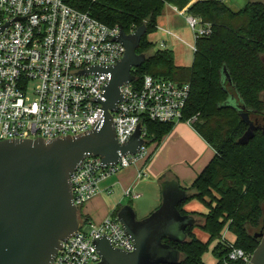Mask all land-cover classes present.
Here are the masks:
<instances>
[{
    "label": "built area",
    "instance_id": "2783aa9c",
    "mask_svg": "<svg viewBox=\"0 0 264 264\" xmlns=\"http://www.w3.org/2000/svg\"><path fill=\"white\" fill-rule=\"evenodd\" d=\"M196 1L192 0L183 10L173 6L180 14L186 13L194 44L170 28L157 25V31L173 36L170 38L184 43L193 53L197 51L196 40L212 33L210 23L188 13ZM2 28L0 140L53 139L93 129L103 119L99 99L110 73L81 74V71L91 66H114L124 57L125 47L117 40L120 27H110L89 12L70 6L66 0H0ZM159 45V49L169 48L163 38ZM120 90L123 99L112 113L117 140L120 144L128 143L141 126L146 143L138 153L122 156L116 164H104L100 156H86L71 174L78 209L99 194L102 181L149 156L146 120L159 123L183 120L191 84L147 74L142 82H128ZM141 176L143 169L139 172ZM125 196L138 198L140 194L127 188ZM103 236L115 248L128 252L135 249L134 241L113 211L101 222L80 220L79 230L62 242L49 264L98 263L101 255L95 240ZM221 242L228 248L225 264L251 261L253 253L235 247L229 235L223 233Z\"/></svg>",
    "mask_w": 264,
    "mask_h": 264
},
{
    "label": "trees",
    "instance_id": "16d2710c",
    "mask_svg": "<svg viewBox=\"0 0 264 264\" xmlns=\"http://www.w3.org/2000/svg\"><path fill=\"white\" fill-rule=\"evenodd\" d=\"M191 1L66 0L110 27H122L127 34L142 25L147 27L137 48L146 59L133 69L136 82L150 74L191 84L182 121L191 120L215 155L186 188L188 198L178 205L182 214L196 217V224L186 229L185 241H164L180 251L176 264H206L204 256L210 249L216 264H225L228 248L221 242L224 229L228 227L235 247L253 253L260 242L255 233L261 230L264 219V0H251L238 10L225 0L193 3L188 13L210 23L212 33L196 40L193 62L183 66L176 62L172 49L156 48L152 36L167 5L183 10ZM232 99L245 105L251 118L257 119L254 137L246 143L239 139L249 125ZM174 124L146 120L147 144L161 142ZM195 202L207 212L195 209ZM79 219H89L82 209ZM197 231L207 239L199 237Z\"/></svg>",
    "mask_w": 264,
    "mask_h": 264
},
{
    "label": "water",
    "instance_id": "95a60500",
    "mask_svg": "<svg viewBox=\"0 0 264 264\" xmlns=\"http://www.w3.org/2000/svg\"><path fill=\"white\" fill-rule=\"evenodd\" d=\"M0 29V31H2ZM142 25L127 34L121 27L117 40L125 47L124 57L114 66H91L81 74L110 73L105 92L99 99L103 119L91 130L79 135L53 139L0 140V264H49L62 242L79 230V209L74 203L71 174L83 159L92 154L104 164L119 162L122 156L136 154L146 143L141 126L126 144L116 137L113 112L123 99L120 87L136 80L133 69L140 67L146 55L137 48L146 33ZM226 77L229 73L225 69ZM236 104L237 100L232 99ZM242 119L249 125L239 139L254 137L257 119L246 106L238 104ZM162 203L143 219L131 204H124L117 217L135 244L131 252L115 248L107 236L95 240L101 260L95 264H176L181 253L171 244L187 239L186 229L196 224L191 214H182L178 205L189 191L178 180L162 181ZM260 239L248 264H264V219Z\"/></svg>",
    "mask_w": 264,
    "mask_h": 264
},
{
    "label": "crops",
    "instance_id": "0c3cea01",
    "mask_svg": "<svg viewBox=\"0 0 264 264\" xmlns=\"http://www.w3.org/2000/svg\"><path fill=\"white\" fill-rule=\"evenodd\" d=\"M192 62L193 58L191 61L187 60V62H182L179 65L190 66ZM189 126L193 125L186 121L176 122L171 132L167 134L161 142L150 146L148 159H146L144 163L133 164L108 178L107 180L109 181L103 184L99 194L86 204L84 209L85 212L83 211V213L91 220L101 222L111 212L124 205L121 204L120 201L116 202V200L111 199L116 190L115 186L117 185H120L123 190L132 188L135 193L140 194V197L137 199L144 196L142 189L144 190V184L147 182L160 184L161 187L162 181L176 179L179 183H182L183 186L189 188L197 175L215 155L213 147L199 133L198 135L195 131L192 132ZM166 139L167 141H165ZM189 140H193L194 143L192 146L199 149L198 154L192 157L193 164L186 166L185 164L179 163L178 159L173 161L171 156L172 153H174V147H178V143L181 147L185 144L187 145ZM140 169L144 170V176L139 177ZM168 175L170 177H167ZM146 177H149V179H146ZM129 204L134 207L137 213L138 206H136V208L134 206L135 204Z\"/></svg>",
    "mask_w": 264,
    "mask_h": 264
},
{
    "label": "rangeland",
    "instance_id": "374dc122",
    "mask_svg": "<svg viewBox=\"0 0 264 264\" xmlns=\"http://www.w3.org/2000/svg\"><path fill=\"white\" fill-rule=\"evenodd\" d=\"M251 0H226L227 4L233 9L238 10L241 7H243L245 4H247ZM180 10V9H179ZM158 24L166 26L170 28L173 32L178 34L180 37L185 39L186 41L190 43H195V39L193 36V32L190 29L188 23L186 22V13L180 14L179 11H175L173 9L172 5H167L163 11V14L158 19ZM173 36L162 34L161 31H157L155 35L152 36L154 38V41L156 43V48H160L159 43L160 39H166L169 48L172 49L175 52V60L178 64H181L182 62L191 61L193 58V51L184 43L180 42L177 39L170 38ZM191 131H195L197 134L198 132L195 130L193 126H189ZM199 135V134H198ZM167 141V139L165 140ZM193 140H189L187 142V145H183L182 147H174V153H172V160L178 159V162L181 164H185L186 166H190V164H193L192 157L195 154H198L199 149H197L193 145ZM192 146V147H191ZM146 158L148 159V155L145 156L144 159L140 160L138 164H142L146 161ZM198 172V171H197ZM170 173V172H169ZM171 174V173H170ZM115 175V174H114ZM167 177H170L169 175ZM110 178V177H109ZM146 179H149V177H146ZM109 180H104L100 183V187L103 186L104 183L108 182ZM182 187L186 188V186H183L182 183H180ZM116 190L115 193L112 195L111 199L116 200V202L120 201L121 204H127L132 203L135 204L134 206H138V218L143 219L150 215L153 211H155L158 207H160L162 203V188L160 187V184H155L152 182H147L144 184V190L143 194L144 196L140 199L133 198L130 196H125V190L120 185L115 186ZM113 202V201H112ZM114 203V202H113ZM139 203V204H138ZM86 206V205H85ZM85 206L82 208V212H85ZM195 209L203 212H207V209L198 202H195L194 206ZM137 208V207H136ZM88 212V211H87ZM86 217H88L85 213H83ZM198 236L202 237L203 240H206V236L200 232L197 231ZM223 233L229 235L231 237V233L228 230V227L224 229ZM204 261L206 264H216L217 260L215 256L212 253V249L209 250L204 256Z\"/></svg>",
    "mask_w": 264,
    "mask_h": 264
},
{
    "label": "flooded vegetation",
    "instance_id": "af4514ba",
    "mask_svg": "<svg viewBox=\"0 0 264 264\" xmlns=\"http://www.w3.org/2000/svg\"><path fill=\"white\" fill-rule=\"evenodd\" d=\"M263 60H264V57H263Z\"/></svg>",
    "mask_w": 264,
    "mask_h": 264
}]
</instances>
